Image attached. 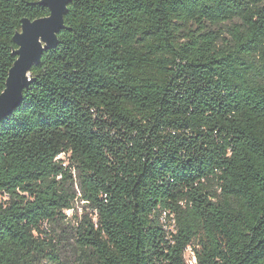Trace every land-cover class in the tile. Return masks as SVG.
Returning a JSON list of instances; mask_svg holds the SVG:
<instances>
[{
	"label": "trees",
	"instance_id": "1",
	"mask_svg": "<svg viewBox=\"0 0 264 264\" xmlns=\"http://www.w3.org/2000/svg\"><path fill=\"white\" fill-rule=\"evenodd\" d=\"M40 2L0 0V95ZM68 10L0 122V264H264V0Z\"/></svg>",
	"mask_w": 264,
	"mask_h": 264
},
{
	"label": "water",
	"instance_id": "2",
	"mask_svg": "<svg viewBox=\"0 0 264 264\" xmlns=\"http://www.w3.org/2000/svg\"><path fill=\"white\" fill-rule=\"evenodd\" d=\"M70 0H41L50 15L46 18L22 21V31L14 37L18 50L13 56L17 58L10 69L5 89L0 95V122L10 117L23 103L24 92L32 84L30 72L40 66L45 52L55 50L60 45L58 35L65 28Z\"/></svg>",
	"mask_w": 264,
	"mask_h": 264
},
{
	"label": "rangeland",
	"instance_id": "3",
	"mask_svg": "<svg viewBox=\"0 0 264 264\" xmlns=\"http://www.w3.org/2000/svg\"><path fill=\"white\" fill-rule=\"evenodd\" d=\"M224 37H229V35L223 30ZM91 209L83 202L78 201L75 204V211H69L67 213L70 221L68 222V226H65L66 233H63L59 228H54L51 232L52 235L57 237V242L59 244V251L63 261L72 262L75 260V251H74V238H73V228L77 226V223L83 221L86 216H91ZM174 229V228H171ZM187 262H194L193 255L190 251L186 254ZM188 263V264H189ZM195 264V263H194Z\"/></svg>",
	"mask_w": 264,
	"mask_h": 264
},
{
	"label": "built area",
	"instance_id": "4",
	"mask_svg": "<svg viewBox=\"0 0 264 264\" xmlns=\"http://www.w3.org/2000/svg\"><path fill=\"white\" fill-rule=\"evenodd\" d=\"M193 259H194V262H190V263L188 262V263H189V264H194V263H195V258H194V256H193Z\"/></svg>",
	"mask_w": 264,
	"mask_h": 264
}]
</instances>
